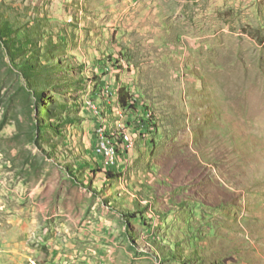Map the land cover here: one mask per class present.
I'll list each match as a JSON object with an SVG mask.
<instances>
[{
  "label": "rangeland",
  "instance_id": "374dc122",
  "mask_svg": "<svg viewBox=\"0 0 264 264\" xmlns=\"http://www.w3.org/2000/svg\"><path fill=\"white\" fill-rule=\"evenodd\" d=\"M0 264H264V0H0Z\"/></svg>",
  "mask_w": 264,
  "mask_h": 264
},
{
  "label": "bare ground",
  "instance_id": "6f19581e",
  "mask_svg": "<svg viewBox=\"0 0 264 264\" xmlns=\"http://www.w3.org/2000/svg\"><path fill=\"white\" fill-rule=\"evenodd\" d=\"M95 106L96 105H94V107ZM132 134L133 133H131L129 130H123V129H120L119 131L116 130V131L110 133V131L108 132L107 129H105L103 127H99L97 130V135H98V139H99L97 146H96L97 151L101 155H103L105 158L113 160V158L117 155V153L121 152L120 150H122V149L126 150V147H128V145L132 141V137H133ZM104 141H107V143L110 144V149L109 148H101ZM110 152H111V154H110Z\"/></svg>",
  "mask_w": 264,
  "mask_h": 264
},
{
  "label": "trees",
  "instance_id": "16d2710c",
  "mask_svg": "<svg viewBox=\"0 0 264 264\" xmlns=\"http://www.w3.org/2000/svg\"><path fill=\"white\" fill-rule=\"evenodd\" d=\"M118 98H119L120 104L123 107L127 108L128 106H130L128 94H126V92H125L124 89H120V91H119V97ZM98 155H100V154H98ZM106 173L108 175L107 178H111V177L115 176V174L112 173L111 171H106Z\"/></svg>",
  "mask_w": 264,
  "mask_h": 264
},
{
  "label": "crops",
  "instance_id": "0c3cea01",
  "mask_svg": "<svg viewBox=\"0 0 264 264\" xmlns=\"http://www.w3.org/2000/svg\"><path fill=\"white\" fill-rule=\"evenodd\" d=\"M116 89H119V87L117 86V88ZM107 107V108H106ZM105 108L107 109V112H110L111 110H112V100H106V104H105ZM94 112V111H93ZM96 115V114H95ZM109 115H113V113H111L110 112V114ZM97 116V115H96ZM100 117V119H96L95 120V123H94V125L95 124H100V123H105L106 125H110V123H108L109 121H111V119H104V118H102L101 116H99ZM108 123V124H107ZM96 130V129H95ZM139 131H140V129H138ZM136 132V131H135Z\"/></svg>",
  "mask_w": 264,
  "mask_h": 264
},
{
  "label": "built area",
  "instance_id": "2783aa9c",
  "mask_svg": "<svg viewBox=\"0 0 264 264\" xmlns=\"http://www.w3.org/2000/svg\"><path fill=\"white\" fill-rule=\"evenodd\" d=\"M97 108V107H96ZM101 148H109L110 149V144L107 143V141H104L103 145L101 146ZM111 154V152H110Z\"/></svg>",
  "mask_w": 264,
  "mask_h": 264
}]
</instances>
